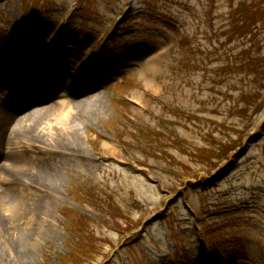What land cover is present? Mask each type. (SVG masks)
Returning a JSON list of instances; mask_svg holds the SVG:
<instances>
[{
	"label": "rangeland",
	"instance_id": "obj_1",
	"mask_svg": "<svg viewBox=\"0 0 264 264\" xmlns=\"http://www.w3.org/2000/svg\"><path fill=\"white\" fill-rule=\"evenodd\" d=\"M253 1L0 0V72L86 69L103 98L81 126L90 161L32 146L60 182L27 190L32 235L20 255L1 239L0 264H264V26L240 38L232 18Z\"/></svg>",
	"mask_w": 264,
	"mask_h": 264
},
{
	"label": "bare ground",
	"instance_id": "obj_2",
	"mask_svg": "<svg viewBox=\"0 0 264 264\" xmlns=\"http://www.w3.org/2000/svg\"><path fill=\"white\" fill-rule=\"evenodd\" d=\"M32 71L30 65L16 70L19 93H22V87L33 86L26 89L23 97L19 94V99L5 94L3 79L7 74L0 72V241L5 239L11 247H16V255L19 254L18 245L27 243L32 235L28 222L23 223L20 232L16 227V222H23L30 216L28 203L22 197L29 188H36L43 194H48L50 188L56 193L58 187L52 185L59 183L61 177L50 163L52 152L46 151L42 155L31 147L51 143L67 158L90 161L81 143V126L93 116L95 109L100 108L103 99L95 94L97 85L83 69L71 79L60 76L54 80L56 91H64L67 98L59 104L54 103L53 108L48 107L46 103L54 102L59 94L48 95L52 89L44 81L40 85V88L44 87L43 91L37 93L39 81ZM29 210L34 212L30 207ZM34 252L24 249L22 261H29Z\"/></svg>",
	"mask_w": 264,
	"mask_h": 264
},
{
	"label": "trees",
	"instance_id": "obj_3",
	"mask_svg": "<svg viewBox=\"0 0 264 264\" xmlns=\"http://www.w3.org/2000/svg\"><path fill=\"white\" fill-rule=\"evenodd\" d=\"M234 13L232 18L235 19V25L240 32V38L249 39L257 30L260 31L261 24L264 26V0H254L251 5L245 3ZM253 68H255V65H250V73L253 72ZM255 69L257 70V68Z\"/></svg>",
	"mask_w": 264,
	"mask_h": 264
}]
</instances>
